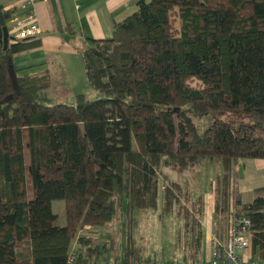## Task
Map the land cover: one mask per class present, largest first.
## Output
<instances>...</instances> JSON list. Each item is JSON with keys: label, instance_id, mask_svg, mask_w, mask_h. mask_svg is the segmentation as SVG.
<instances>
[{"label": "trees", "instance_id": "trees-1", "mask_svg": "<svg viewBox=\"0 0 264 264\" xmlns=\"http://www.w3.org/2000/svg\"><path fill=\"white\" fill-rule=\"evenodd\" d=\"M137 8L112 40L85 41L97 97L78 96L74 107L53 105L48 74L14 64L41 41L11 37L5 51L0 26V264H98L95 239L82 235L71 250L81 229L113 224L125 203L130 214L156 210L164 197L172 211L177 185L163 169L206 160L223 166L218 231L228 217L248 218L253 259L264 261V188L243 204L232 184L238 162L264 161V0H144ZM191 115L236 122L218 120L201 136ZM55 201L65 202L63 227ZM197 213L185 211L198 252L182 262L199 260L204 207ZM131 261L154 262L132 246L115 264Z\"/></svg>", "mask_w": 264, "mask_h": 264}, {"label": "crops", "instance_id": "crops-1", "mask_svg": "<svg viewBox=\"0 0 264 264\" xmlns=\"http://www.w3.org/2000/svg\"><path fill=\"white\" fill-rule=\"evenodd\" d=\"M141 1L144 0H43L36 6L42 31L38 38L41 47L17 55L15 66L18 69L35 68L34 73L48 74L53 86L56 85L65 94L74 95L75 99L94 94L81 56V50L86 47L85 41L112 40L115 25L133 15ZM0 7L2 13L10 17L21 15L24 10L21 0H0ZM232 184L235 196H239L243 204L252 203L255 192L264 188V161L240 162L235 168ZM215 203L214 193L205 197L204 214L200 218L203 243L198 248L201 249L199 260L211 258L213 238L222 240L224 234L226 237L227 229L225 233L218 231ZM184 237L183 249L198 252L192 243V234L187 232V237L186 234ZM185 257L183 255L182 260ZM116 260L117 257L114 263ZM106 263L109 262L106 260Z\"/></svg>", "mask_w": 264, "mask_h": 264}, {"label": "rangeland", "instance_id": "rangeland-1", "mask_svg": "<svg viewBox=\"0 0 264 264\" xmlns=\"http://www.w3.org/2000/svg\"><path fill=\"white\" fill-rule=\"evenodd\" d=\"M190 86L193 89H203V86L198 81H193ZM86 97L92 100L97 96L92 93L87 94ZM51 99L53 105L69 107L76 105L75 96L65 94L56 85L52 88ZM190 117L201 136L218 120L236 122L235 119H231L228 116L209 115L206 117H195L191 115ZM251 122L254 123V121H245L247 124ZM26 163H30L28 159ZM239 163H237L235 168ZM242 169L244 168L242 167ZM222 175L223 166L218 161L206 160L186 170L166 166L163 169V177L168 178L177 185L175 188L177 200L175 199L174 210H165L163 206L164 197L160 199L159 207L156 210H135L129 214L125 203L122 215L113 224L99 228L85 226L81 229L73 242L71 250H76L75 248L79 244V237L83 235L95 239L96 246H99L102 253L100 264H106V260L109 264H115V257L122 259L126 255L128 248L132 246L138 248L144 258H151L159 264H177L182 262L183 255L190 257V254L193 253L192 249H183L184 236L186 234L187 237L188 232L186 228L188 214H185V211L199 212L200 207H204L205 197L207 198V195L213 196V193L216 194L215 183H217L218 177ZM212 184H214V189H212ZM166 186L167 183L162 181V196ZM27 188L28 194L32 195L33 184L29 178H27ZM53 212L58 217L55 225L65 226L67 223L65 202L55 201L53 203ZM189 217L192 218V215H189ZM179 235L181 236L179 237Z\"/></svg>", "mask_w": 264, "mask_h": 264}, {"label": "built area", "instance_id": "built-area-1", "mask_svg": "<svg viewBox=\"0 0 264 264\" xmlns=\"http://www.w3.org/2000/svg\"><path fill=\"white\" fill-rule=\"evenodd\" d=\"M21 1L24 4L23 13L9 18L7 24L9 34L21 42L37 40L41 37L42 31L39 27L36 6L43 0ZM250 226L251 222L248 218L231 216L225 239L220 240L216 237L212 239L214 249L210 259L183 261L177 264H264V261H255L251 255L252 235ZM73 260L74 257L70 259V261Z\"/></svg>", "mask_w": 264, "mask_h": 264}, {"label": "water", "instance_id": "water-1", "mask_svg": "<svg viewBox=\"0 0 264 264\" xmlns=\"http://www.w3.org/2000/svg\"><path fill=\"white\" fill-rule=\"evenodd\" d=\"M0 26L2 27L3 33H4L5 51H6L8 49V45H9L10 41H13L14 39H12L10 34H9V29L6 25V20H5L4 14L2 13L1 10H0Z\"/></svg>", "mask_w": 264, "mask_h": 264}]
</instances>
